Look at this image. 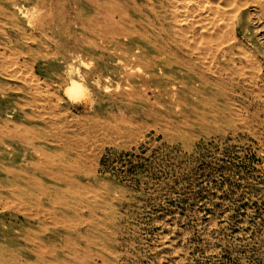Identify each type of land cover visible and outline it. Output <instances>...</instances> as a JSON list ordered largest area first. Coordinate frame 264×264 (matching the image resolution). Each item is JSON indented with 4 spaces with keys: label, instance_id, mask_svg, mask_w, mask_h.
Returning <instances> with one entry per match:
<instances>
[{
    "label": "rangeland",
    "instance_id": "374dc122",
    "mask_svg": "<svg viewBox=\"0 0 264 264\" xmlns=\"http://www.w3.org/2000/svg\"><path fill=\"white\" fill-rule=\"evenodd\" d=\"M262 5L253 6L255 14L249 15L252 6L248 5L236 16L242 29L227 41L236 51L233 64L243 66L239 79H234V85L209 87L202 93L207 99L202 102L194 100L198 95L193 94L196 109L174 103L179 94L171 93L163 96L173 100L164 103L167 112L153 113V106L144 103L135 107L129 97L122 96L128 91V81L118 75L103 86L92 79L83 81L90 103L84 97L70 99L64 93L67 82L57 88L67 76L56 61L59 80L51 74L42 78L40 96L51 98L54 104L58 101L55 111L60 109L68 119L67 130L83 133L75 138L83 145L86 164L92 165L94 182L106 189L89 198L91 207L78 205L71 221H66L67 211L61 204L47 212L36 204L14 202L24 206L16 205L21 212L18 219L15 205L4 202L0 204V228L11 219L25 224L23 212L44 219L49 229L38 235L50 234L54 247L41 253L29 250L30 256L41 255L39 264H264ZM66 8L64 4L60 7L63 12ZM17 58L11 56L7 65ZM38 62L46 64L34 58L27 63ZM94 62L77 61L72 72L86 70ZM29 65L21 64L23 73ZM131 73L143 75L144 71L139 67ZM153 102L154 96L149 104ZM146 107L147 115L142 112ZM16 145L25 151L24 143ZM35 191L44 198L41 188ZM73 223L83 237L72 233L80 239L72 256L62 227ZM90 251L100 262L86 255Z\"/></svg>",
    "mask_w": 264,
    "mask_h": 264
},
{
    "label": "bare ground",
    "instance_id": "6f19581e",
    "mask_svg": "<svg viewBox=\"0 0 264 264\" xmlns=\"http://www.w3.org/2000/svg\"><path fill=\"white\" fill-rule=\"evenodd\" d=\"M62 4L67 7L64 12ZM262 4L264 0H0V204L29 202L47 212L61 204L67 211L66 221H71L78 205L91 207L89 198L106 189L94 182L81 141L75 131L67 130L68 119L60 109L55 111L58 101L54 104L40 96L42 78L51 74L59 80L56 61L67 76L57 81V88L67 82L64 93L70 99L84 97L87 103L90 95L83 81L92 79L103 86L118 75L128 81L122 96L129 97L135 107L144 103L153 106V113L167 112L164 103L173 100L163 96L171 93L179 94L174 103L196 109L193 94L198 95L197 102L205 101L202 93L209 87L232 85L242 74L243 66L233 64L234 46L227 41L242 29L236 16L248 5L252 6L249 15L255 14L253 6ZM14 55L18 60L7 65ZM28 58L46 64L29 65ZM91 60L95 62L86 70L72 72L77 61ZM22 63L29 65L25 73ZM139 67L143 75L131 73ZM152 96L154 102L149 104ZM148 107L143 114L147 115ZM17 143H24L25 151ZM38 187L46 199L38 196ZM20 213L17 208L15 218ZM22 214L27 225L11 219L5 227L2 222L0 264H39L41 255L30 256L29 250L41 253L53 246L50 234L38 235L49 229L44 219L35 213ZM62 231L73 256L83 235L74 223ZM74 231L78 238L71 236ZM86 255L97 262L95 252Z\"/></svg>",
    "mask_w": 264,
    "mask_h": 264
}]
</instances>
